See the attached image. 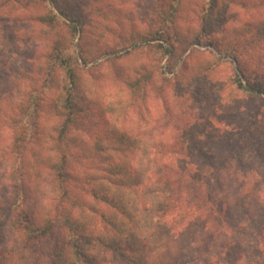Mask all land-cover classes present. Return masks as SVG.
Masks as SVG:
<instances>
[{
	"label": "trees",
	"instance_id": "16d2710c",
	"mask_svg": "<svg viewBox=\"0 0 264 264\" xmlns=\"http://www.w3.org/2000/svg\"><path fill=\"white\" fill-rule=\"evenodd\" d=\"M187 1L148 0L146 24L134 29L110 15L126 14L115 0H0V30H11L15 45L19 33L43 40L30 69L0 90V103L11 102L5 140L0 132V181L11 191L0 195L9 238L0 264H19L40 247L34 264H264L259 119L244 125L228 117L231 107H210L206 115L191 110L195 120L182 126L176 107H164L161 120L147 103L153 88L165 98L156 84L162 61L173 73L182 59L178 84L202 78L215 57L183 58L188 48L212 44L209 33L230 4L255 9L264 0H193V27ZM96 12L118 26L103 27ZM146 47L156 56L137 59ZM11 48L4 43L0 58ZM238 68L235 90L263 96Z\"/></svg>",
	"mask_w": 264,
	"mask_h": 264
},
{
	"label": "rangeland",
	"instance_id": "374dc122",
	"mask_svg": "<svg viewBox=\"0 0 264 264\" xmlns=\"http://www.w3.org/2000/svg\"><path fill=\"white\" fill-rule=\"evenodd\" d=\"M193 3V0H189V2L185 4V13L187 14V20L191 27L197 23V19L195 13H193L191 9L187 8L186 5H193ZM115 4L116 6L114 9L117 11L122 9L123 12L126 13V17L124 14H116L114 11H111L110 15L123 17L121 20L130 21L134 29H139V27L145 26V21L148 19V17H146L148 0H115ZM98 5L101 6L103 11L108 12L110 10L108 2H100ZM93 17V19H99L102 21L101 25L103 27L105 25L112 26L113 28L118 26L112 25L111 21L102 20L98 12L94 13ZM245 23L249 24L248 30L244 32V34L241 32L235 35L234 28L241 27ZM11 32V30H7L6 26H3V30H0V48L4 43L12 45L11 50L3 53L1 56L3 58H0V62L6 63L5 67H0V90L2 87L8 85V78L11 74L15 76L17 70L26 71L28 68L30 69V63L28 62L29 56L31 57L34 50H41L42 47H37V45H43L42 37L39 38V36H35L31 39H28V37L22 38L20 33L19 36L21 39L18 40L19 44L15 45L16 41L13 39ZM109 35L113 36L112 33H109ZM49 37L51 39V35L48 36V38ZM208 41H211L212 44L190 46L188 51H186L183 55V58L186 57L188 59L191 58V55H195L194 59L199 62L206 59L205 57L208 54L209 59L211 57H215L214 64H216V69L214 67L213 71L208 72V69H210L211 66L209 68L204 66V69H202L204 72L202 74L203 76L201 75L202 78L200 77L197 79V76L200 75L198 74L190 79V85H185L183 82L178 84V80L174 81L173 77L179 73L182 59L177 63L176 67L173 68V73L168 72L169 68L167 61H162V70L164 75L160 74L161 78H156V84L157 86L164 87L165 98L159 97L161 95H159L153 88L150 93L151 98L147 102L150 111L157 114L161 120H164L160 116L163 108L176 107V109H179V117H182V120L180 119L178 122L179 125L191 126L195 120V113L199 112L200 114V112L204 111V114L206 115L205 112L210 111V107H216L217 109H223L222 107H231L232 112L228 117L231 119H238L237 121L239 122L243 121L244 125L249 124V122L257 123V120L259 119V137H264V95H242L239 90H235V80L239 72L238 67L241 68L243 73L250 77L253 83L261 86L264 90V5L255 9H247L238 3L230 4V8L226 10V13L211 29ZM203 53H206V55ZM154 56H156V49L153 47H146L145 49H140L137 59L140 57L143 60H147V58ZM136 57L137 55H135V58ZM150 65L155 66L154 64ZM156 75H158V73ZM48 93L50 96L54 93V90L49 89ZM178 96H180L179 100L177 99ZM166 100H170L168 105L165 103ZM9 107H11V102L0 103L1 140H5L8 135L3 119L4 116L8 115L10 112ZM235 107H241V111H237ZM187 108H189V112L187 111ZM191 110L195 113H191ZM223 111L225 110L223 109ZM184 112L189 113L191 117H194L192 119H189V116L184 117ZM225 112H227V110ZM157 120L158 118L155 119V121ZM138 121L139 120L134 116L128 115L126 124L128 126L138 128ZM96 128L98 129V127ZM88 163V160H83L84 165ZM5 178L7 177L3 176L2 180ZM3 182L0 181V195L7 199L8 193L11 191L8 187V182ZM8 240L9 238L1 226L0 243L3 246H7ZM40 251L42 252L41 247L38 250H31V260L32 254H34V258L37 260L38 252ZM23 257L24 258L20 260L19 264H34L33 261L30 260L28 253Z\"/></svg>",
	"mask_w": 264,
	"mask_h": 264
}]
</instances>
